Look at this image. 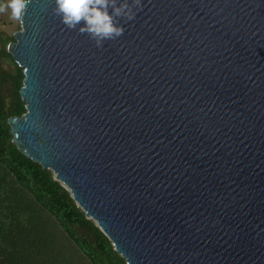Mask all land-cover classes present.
Wrapping results in <instances>:
<instances>
[{"label":"water","instance_id":"1","mask_svg":"<svg viewBox=\"0 0 264 264\" xmlns=\"http://www.w3.org/2000/svg\"><path fill=\"white\" fill-rule=\"evenodd\" d=\"M142 4L97 47L32 0L13 141L128 264H264V0Z\"/></svg>","mask_w":264,"mask_h":264},{"label":"trees","instance_id":"2","mask_svg":"<svg viewBox=\"0 0 264 264\" xmlns=\"http://www.w3.org/2000/svg\"><path fill=\"white\" fill-rule=\"evenodd\" d=\"M13 41L0 26V264H128L54 171L13 141L9 119L27 112Z\"/></svg>","mask_w":264,"mask_h":264},{"label":"clouds","instance_id":"3","mask_svg":"<svg viewBox=\"0 0 264 264\" xmlns=\"http://www.w3.org/2000/svg\"><path fill=\"white\" fill-rule=\"evenodd\" d=\"M31 3L32 0H0V13L10 10V18L22 23ZM55 5L53 11L62 23L68 29L86 33L97 47L121 37L125 27L120 19L133 20L143 8L142 0H55Z\"/></svg>","mask_w":264,"mask_h":264},{"label":"rangeland","instance_id":"4","mask_svg":"<svg viewBox=\"0 0 264 264\" xmlns=\"http://www.w3.org/2000/svg\"><path fill=\"white\" fill-rule=\"evenodd\" d=\"M0 26L9 35H15L16 32L22 30V23L10 18V10L1 14Z\"/></svg>","mask_w":264,"mask_h":264}]
</instances>
